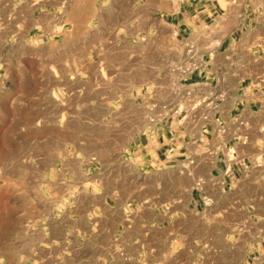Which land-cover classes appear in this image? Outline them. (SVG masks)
<instances>
[{
	"label": "rangeland",
	"instance_id": "obj_1",
	"mask_svg": "<svg viewBox=\"0 0 264 264\" xmlns=\"http://www.w3.org/2000/svg\"><path fill=\"white\" fill-rule=\"evenodd\" d=\"M178 4L38 11L0 97V264H264V218H206L185 164L160 156L152 119L206 51L168 19Z\"/></svg>",
	"mask_w": 264,
	"mask_h": 264
},
{
	"label": "crops",
	"instance_id": "obj_2",
	"mask_svg": "<svg viewBox=\"0 0 264 264\" xmlns=\"http://www.w3.org/2000/svg\"><path fill=\"white\" fill-rule=\"evenodd\" d=\"M178 1L168 19L195 50L204 46L198 58L205 65L175 90L170 105L177 113L152 119L160 156L185 164L189 204L208 211L206 218H264V19L254 0L225 7L219 0ZM71 4L0 0V97L10 71L12 80L20 77V47L36 40L38 11L53 7L73 17L93 11L92 0Z\"/></svg>",
	"mask_w": 264,
	"mask_h": 264
},
{
	"label": "built area",
	"instance_id": "obj_3",
	"mask_svg": "<svg viewBox=\"0 0 264 264\" xmlns=\"http://www.w3.org/2000/svg\"><path fill=\"white\" fill-rule=\"evenodd\" d=\"M193 48V47H192ZM189 67L191 66V68L194 70L193 72H195V70L197 71L199 68V66L200 65H205V64H203V62L201 61H199L198 60V58L196 57V54H193V55H191L190 56V58H189ZM192 73V72H191ZM166 108V107H165ZM173 108H174V106H173ZM175 109V111L173 112V113H177V111H178V108L176 109V108H174ZM208 118V116L207 115H205L204 116V119H207ZM210 203V199H208V198H206V201H205V204L206 205H208Z\"/></svg>",
	"mask_w": 264,
	"mask_h": 264
},
{
	"label": "bare ground",
	"instance_id": "obj_4",
	"mask_svg": "<svg viewBox=\"0 0 264 264\" xmlns=\"http://www.w3.org/2000/svg\"><path fill=\"white\" fill-rule=\"evenodd\" d=\"M202 181V180H201ZM198 184V183H197ZM203 184V183H202ZM199 185V184H198Z\"/></svg>",
	"mask_w": 264,
	"mask_h": 264
}]
</instances>
